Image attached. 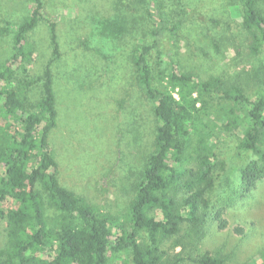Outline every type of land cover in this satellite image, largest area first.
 I'll use <instances>...</instances> for the list:
<instances>
[{"label":"trees","instance_id":"trees-1","mask_svg":"<svg viewBox=\"0 0 264 264\" xmlns=\"http://www.w3.org/2000/svg\"><path fill=\"white\" fill-rule=\"evenodd\" d=\"M237 1L245 43L251 54H259L264 45V0ZM31 2L32 9L21 22L13 27L9 23L7 30L15 31L14 51L0 64V118L5 121L0 123V220L8 219V240L0 250V264H117L113 258L123 250L132 264H181L187 257L197 264H223L225 257L220 254L183 253L203 239L209 215L219 219L221 214L211 211L206 195L214 180L209 141L223 135L217 129L244 128L237 148L257 156L240 171L241 194L249 192L264 176V89L250 98L238 84L227 85L214 75L202 79L194 71L180 70L174 62L154 73L149 54L152 49L162 51L159 35L168 31L171 47L164 51L172 57L174 38L188 9L181 8L171 22L161 0H118L122 6L144 9L142 13L154 25L155 41L136 44L131 61L134 81L151 100L157 125L153 150L128 210L122 215L106 212L64 187L58 178L48 135L57 122L52 63L60 56V45L56 23L45 16L43 0ZM42 19L50 25L53 58L43 70V95L36 110L29 111L14 73L18 63L26 70L25 64L32 60L34 49L27 35ZM127 20H110L109 33H101L120 38L139 26L138 18L127 16ZM5 32L0 28V35ZM248 73L264 88V60ZM7 200L10 204L5 208ZM47 208L54 209L52 216L46 214ZM184 223L188 228L179 237ZM142 232L147 245L140 242ZM169 238L174 239L173 248L181 250L171 254L162 249ZM257 259L264 264V252Z\"/></svg>","mask_w":264,"mask_h":264},{"label":"rangeland","instance_id":"rangeland-1","mask_svg":"<svg viewBox=\"0 0 264 264\" xmlns=\"http://www.w3.org/2000/svg\"><path fill=\"white\" fill-rule=\"evenodd\" d=\"M161 1L162 11L171 22L181 8L188 11L175 35L172 57L164 51L171 47L168 31L159 35L162 51L152 49L149 54L154 73L174 62L180 70L194 71L202 79L214 75L227 85L238 84L250 98L263 92V86L259 87L248 72L264 60V45L259 54L249 52L237 0ZM43 2L45 16L56 23L60 45V56L52 63L57 122L48 135L58 162V178L64 187L91 204L122 215L153 150L157 120L151 100L134 81L131 54L136 44L155 41L154 25L143 14L144 9L122 6L118 0ZM31 9V0H0V28L6 30L0 35V64L14 51L15 31L7 30L9 23L11 27L17 25ZM127 16L138 18L139 26L120 38L103 34L109 33L110 20L128 21ZM27 38L34 54L25 64L26 70L22 63L16 65L14 78L16 87L25 94L26 108L34 111L43 95L44 67L53 58L49 22L42 19ZM0 123L5 121L0 118ZM243 129H217L216 133L223 135L212 136L209 141L214 180L206 195L211 211L220 210L221 214L219 219L209 215L203 239L186 247L185 256L208 252L224 256L223 264H261L257 257L264 252V176L249 192L241 194V168L257 158L250 150L237 148ZM38 188L42 190L40 185ZM44 196L46 200L45 192ZM9 204V200L3 202L5 208ZM54 212L53 208L46 210L48 216ZM187 228V223L182 224L179 237ZM7 240L8 219L3 217L0 250ZM140 242L149 243L144 232ZM173 242V238L166 239L161 248L171 254L181 250L180 246L174 249ZM116 254L113 261L117 264H132L128 252ZM181 264L197 263L187 257Z\"/></svg>","mask_w":264,"mask_h":264}]
</instances>
